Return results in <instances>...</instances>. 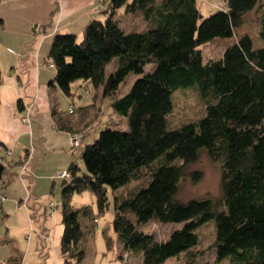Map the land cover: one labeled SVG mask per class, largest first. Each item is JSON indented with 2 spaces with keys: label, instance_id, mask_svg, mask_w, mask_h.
<instances>
[{
  "label": "trees",
  "instance_id": "trees-1",
  "mask_svg": "<svg viewBox=\"0 0 264 264\" xmlns=\"http://www.w3.org/2000/svg\"><path fill=\"white\" fill-rule=\"evenodd\" d=\"M99 2L104 17L91 19L80 39L73 33L54 35L44 59L55 71L49 88L72 98L73 82L91 84L92 102L99 96L128 123L127 130L107 126L91 144L81 148L80 143L83 170L74 162L67 167L69 182L62 180L59 192L63 264H81V242L96 223L88 209H73L70 198L91 192L100 214L108 207V189L136 181L140 184L131 192L113 197L111 225L123 264L129 253H138L141 264H161L180 254L186 255L180 264H201L197 230L212 221L216 261L264 264V8L257 27L260 46L241 36L219 58L205 62L201 50L215 38H231L263 0H224V8L203 18L196 0ZM119 10L129 19L140 13L145 28L127 30L116 19ZM109 63L113 70L106 72ZM129 74L140 76L119 95ZM184 89L194 90L204 114L170 129L173 94ZM16 106L24 109L19 100ZM50 115L58 130L71 129L54 106ZM201 151L219 165L220 194L181 201L179 184ZM4 175L0 161V186L11 179L3 180ZM188 177L196 182L201 176L191 172ZM80 213L89 222L86 229ZM150 222L182 225L158 240L145 228ZM12 251L6 263L20 264L23 257Z\"/></svg>",
  "mask_w": 264,
  "mask_h": 264
},
{
  "label": "rangeland",
  "instance_id": "rangeland-1",
  "mask_svg": "<svg viewBox=\"0 0 264 264\" xmlns=\"http://www.w3.org/2000/svg\"><path fill=\"white\" fill-rule=\"evenodd\" d=\"M55 3L56 0H16V6L10 7L9 11H4L1 7L0 17L6 18L5 21L10 25L7 30H0V39L4 41L7 38H12V36L8 35L11 29L10 26L14 22L19 21L18 15H15V19L10 17L15 12H19L24 16L35 9H39L41 18L46 19L44 18L45 15L46 17L49 16L48 18L51 17L47 21L51 24L54 17L49 15V10L53 12L51 8ZM223 5L224 0H196V7L199 9L202 18L214 13L218 8H224ZM262 7L264 8V0L258 7L249 11L244 16V24L234 32L231 38H215L212 42L205 43L201 47L203 62L219 58L225 47L237 41V38L241 36H248L253 41L254 46H260L262 42L257 38V27L260 19L259 16L263 12L261 10ZM116 19L120 20L119 23L127 30L145 28V24L140 18V13H136V15L129 19L128 16L124 15L122 10H119ZM49 28L50 26L47 25L46 31ZM5 35L8 37H5ZM78 39L80 38L78 37ZM5 45L3 43L0 47ZM3 50H5L4 47ZM1 51L0 81L5 87L8 76L7 72L10 71V58L6 56L9 55L8 53L4 55L3 53L5 52ZM112 66L113 63H109L105 67L106 72H111L113 70ZM45 69L46 71H50L53 68L50 69V67L46 66ZM139 76V74H129L119 86V95L126 94L129 87ZM71 92L73 93L72 98H67L62 92L56 90L52 98V104L58 115L61 117L65 116L72 124V128H77L75 132L77 133L76 136L81 137V148L97 139L98 133L107 126L122 130L128 129L126 120L117 117L110 107H106L105 104H102L103 102H99V96L97 97V101H95L96 104H93L94 88L91 84L84 85L81 81L76 80L72 83ZM8 96L7 94L2 95V99L0 97V100L5 102L6 100L4 99ZM173 99V111L168 116L170 129L174 126L178 127L185 122L196 121V118L204 114L203 104L192 89L175 92ZM4 105L3 103V108H0V125L5 124L6 117L4 115L6 106ZM86 109L92 110V113L90 112L91 115L88 118H83V110ZM69 110H71V113H69ZM99 111H103V114L100 115ZM33 115L30 114V116ZM78 119L84 120V123L79 124L80 126L77 124ZM34 139L37 141L34 143L37 151L34 157L32 156L33 160H30L31 163L28 160L27 170L22 172L23 178L18 177L20 174L19 167L18 174L13 175L4 190L6 199L0 200V264H7L6 261L12 255L14 248L23 257L20 264L51 263L50 258L54 259L55 253L60 251L59 243L63 230L60 216L62 204H60L61 196L59 193L63 182L57 177V174L61 171L56 166H58V163L65 161L64 165L66 166L64 170L67 171L68 165L74 162L83 170L81 159H79L80 145L75 146V149L60 150L55 149V146L50 148L49 143L40 144L38 141L41 140L37 137H34ZM199 154L197 162L188 166L186 176H184L179 184L177 198L181 201H188L189 198L200 199L205 196L216 198L220 194L219 165L212 162L205 152L201 151ZM30 167L32 169L33 167H38V169H35L33 173L32 170L30 172ZM191 172L199 173L200 179L193 182L188 177V174ZM53 177L54 179H52ZM65 180L69 182V178ZM137 184H140V182L129 183L115 191L108 189V207L100 214H98L95 199L91 192L77 193L70 198L69 204L73 209L86 208L93 215V218L96 219L94 229L81 242L82 248L85 251L84 260L81 264H123V261L118 258L121 247L111 225L114 216L113 197L131 192L132 188ZM19 199H22L20 203H18ZM82 216L80 217L81 225L86 229L90 225L88 220ZM181 225L172 223L162 225L157 222H150L145 228L148 232L154 234L156 239L163 240L168 238L171 231L179 229ZM213 227L214 223L212 221L197 230L200 243L195 251L198 255L197 262L201 264L204 262L209 264H229L228 258L220 261H216L215 259L214 251L211 249L214 239ZM185 256L184 254H180L178 258L170 257L161 264H180L184 261ZM124 264H141L138 253H129Z\"/></svg>",
  "mask_w": 264,
  "mask_h": 264
},
{
  "label": "crops",
  "instance_id": "crops-1",
  "mask_svg": "<svg viewBox=\"0 0 264 264\" xmlns=\"http://www.w3.org/2000/svg\"><path fill=\"white\" fill-rule=\"evenodd\" d=\"M15 1L2 0L0 8L9 11L10 7L16 6ZM51 9H53V12L49 10V15L54 17L51 24L47 22L51 17L48 18L49 16L46 17L45 15L44 18L46 19L41 18L39 9H35L24 16L19 12L13 13L10 17L15 19V15H18L19 21L10 26L11 29L8 35L12 38H7L4 41L0 39V46L3 43L6 44L3 46L5 50L0 47L1 52L4 51V55L8 53L9 55L6 56L10 58V71L7 72L5 87L0 81V94L9 95L5 97V102L0 100V108H3V103L6 106L5 124L0 125V161L4 165L5 175L3 180L6 181L16 175L18 168L25 160H33L32 156L34 157L37 151L34 147V143L37 142L34 137L39 138L41 141L38 142L42 145L49 143L50 148L55 146V149L68 150L71 149V139L77 134L75 132L77 128L73 129L72 124L70 125V131H60L54 126L50 111L53 106L54 92L59 91V89L48 87V81L53 78L55 71L51 67L50 71H46L47 64L44 59L54 35L73 33L81 38L84 27L91 19H102L104 17L102 12L104 5L99 0H56ZM0 19L3 20L0 30H7L10 24H7L6 18L3 16ZM47 25L50 26L48 31H46ZM5 37L8 36L5 35ZM9 50L12 52H9ZM2 95H0L1 99ZM18 100L23 105V110H19L16 106ZM28 107H31L30 114L34 115L31 116V122L25 124L22 123L21 116H24ZM92 110H83V118H88ZM63 117L68 120L65 116ZM83 121V119H78L77 124L79 125ZM64 163L65 161L58 163L56 167L63 171L66 166ZM35 169H38V167H33V169L30 167V172ZM33 183L35 184L34 181ZM7 185L8 183L0 186V195L5 196L4 190ZM21 201L22 199H19L18 203ZM50 261V264H63L59 251L55 253L54 259L50 258Z\"/></svg>",
  "mask_w": 264,
  "mask_h": 264
},
{
  "label": "built area",
  "instance_id": "built-area-1",
  "mask_svg": "<svg viewBox=\"0 0 264 264\" xmlns=\"http://www.w3.org/2000/svg\"><path fill=\"white\" fill-rule=\"evenodd\" d=\"M28 113V112H26ZM69 113H71V110H69ZM21 121L22 123H25V124H29V121H30V116L25 114L24 116H21ZM80 145V139L76 136H74L72 139H71V146L73 148H75V146H79ZM27 166H28V161L25 160V162L23 164L20 165V174L18 175L19 178H22L23 177V171L27 170ZM57 177L60 179V180H65L67 178H69V172L64 170V171H61L57 174ZM4 199H6L3 195H0V200L3 201ZM51 205V204H50Z\"/></svg>",
  "mask_w": 264,
  "mask_h": 264
}]
</instances>
